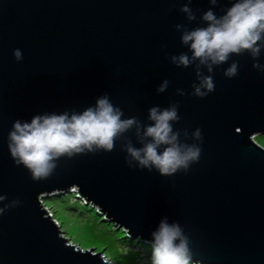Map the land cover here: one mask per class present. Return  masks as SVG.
Masks as SVG:
<instances>
[{
    "label": "water",
    "instance_id": "1",
    "mask_svg": "<svg viewBox=\"0 0 264 264\" xmlns=\"http://www.w3.org/2000/svg\"><path fill=\"white\" fill-rule=\"evenodd\" d=\"M187 0H0V264H113L101 252L65 238L41 199L73 189L104 220L147 244L164 217L189 237L201 264H264V65L250 54L231 55L214 67L215 91L192 95L195 64L176 67L172 56L187 53L176 25L206 27L202 15L217 17L230 0H192L189 22L180 9ZM20 49L17 62L13 51ZM238 63L229 79L225 70ZM204 75H209L202 69ZM164 93L157 88L164 81ZM183 91V96L177 94ZM108 95L124 118L148 124L151 107L178 104L174 131L182 143L198 144L201 156L187 173L163 177L129 167L117 139L110 153L61 157L46 180L34 181L8 149L15 121L45 113H79ZM200 129L202 139L192 133ZM188 133L185 139L184 133ZM151 245V244H150Z\"/></svg>",
    "mask_w": 264,
    "mask_h": 264
},
{
    "label": "clouds",
    "instance_id": "2",
    "mask_svg": "<svg viewBox=\"0 0 264 264\" xmlns=\"http://www.w3.org/2000/svg\"><path fill=\"white\" fill-rule=\"evenodd\" d=\"M192 0L180 9L187 20L192 22L196 16L188 6ZM219 0H209L215 7ZM231 7L225 14L217 15L209 9L201 20L206 27L189 30L177 24L181 32V44L191 53L172 56L171 62L176 67L188 68L195 64L198 80L193 84L192 95L205 98L215 91L213 80L214 67L228 62L231 55L250 54L258 61L264 49V0H230ZM17 62L23 59L20 49L13 51ZM252 67L264 72V65L253 63ZM206 69L209 75H204ZM238 74V63L233 62L224 72L226 78ZM169 81L164 80L157 88V93H164ZM177 94L185 93L177 90ZM178 104L167 108L151 107L148 111L150 123L142 124L136 117L124 118L120 107L114 106L108 95L97 98L95 105L79 113H45L34 116L30 122H14L8 135V149L17 166L23 165L31 173L34 181L48 179L55 171L56 161L61 157L114 150L117 139L134 130L136 147L126 139L121 150L126 153L125 163L131 167L155 170L163 177H171L177 172L187 173L192 164L198 163L201 147L198 144L182 143L181 133L174 131L173 124L179 122ZM185 139L188 133H184ZM192 138L200 141L201 131L196 129ZM6 199L0 196V202ZM19 202L0 207V215L7 208L15 207ZM151 264H201L193 259L190 240L178 222L169 223L164 217L157 229L152 232Z\"/></svg>",
    "mask_w": 264,
    "mask_h": 264
},
{
    "label": "rangeland",
    "instance_id": "3",
    "mask_svg": "<svg viewBox=\"0 0 264 264\" xmlns=\"http://www.w3.org/2000/svg\"><path fill=\"white\" fill-rule=\"evenodd\" d=\"M253 140L264 148V136H256ZM41 204L65 238L82 249L92 248L95 252H101L113 264H124L122 257L126 255L127 250L135 249L129 245L133 241L132 238L128 240V236L121 229L104 220L103 216L97 213L96 207L78 199L73 189L61 195L53 194L41 199ZM104 237H108L110 242L102 240ZM137 250L138 256L134 259L126 258L128 264H151L152 248L148 251L141 248Z\"/></svg>",
    "mask_w": 264,
    "mask_h": 264
},
{
    "label": "trees",
    "instance_id": "4",
    "mask_svg": "<svg viewBox=\"0 0 264 264\" xmlns=\"http://www.w3.org/2000/svg\"><path fill=\"white\" fill-rule=\"evenodd\" d=\"M110 227H113V228H115L114 226H111L110 225ZM116 229H114V231H115ZM123 232V231H122ZM123 234V233H122ZM125 234V233H124ZM124 234L122 235V237L124 236ZM106 238V239H105ZM127 238V237H126ZM128 240H130L131 238L130 237H128L127 238ZM102 240H104L105 242H110V240H108V237H104V239H102ZM131 240H133L131 243H129V245L131 246V247H134L135 249L134 250H127V253H126V255L124 256V257H122V261H123V263L124 264H128V262L126 261V258L127 259H129L130 257H133V259H134V257H136V256H138L137 254V252L139 251V250H137L138 248H141V250H149V249H151V245H148L147 243H145V242H142V241H139V239H131Z\"/></svg>",
    "mask_w": 264,
    "mask_h": 264
},
{
    "label": "bare ground",
    "instance_id": "5",
    "mask_svg": "<svg viewBox=\"0 0 264 264\" xmlns=\"http://www.w3.org/2000/svg\"><path fill=\"white\" fill-rule=\"evenodd\" d=\"M77 194V193H76Z\"/></svg>",
    "mask_w": 264,
    "mask_h": 264
}]
</instances>
